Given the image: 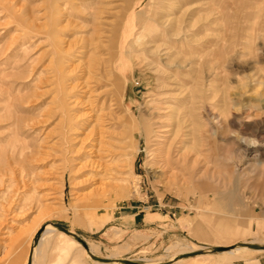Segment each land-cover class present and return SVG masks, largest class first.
I'll list each match as a JSON object with an SVG mask.
<instances>
[{
	"label": "rangeland",
	"instance_id": "rangeland-1",
	"mask_svg": "<svg viewBox=\"0 0 264 264\" xmlns=\"http://www.w3.org/2000/svg\"><path fill=\"white\" fill-rule=\"evenodd\" d=\"M133 1L125 20L121 53L114 62L116 75L108 77L113 84L107 87L105 79L98 88L109 99L113 109L110 119L115 125L116 117L137 120L145 114L156 86L153 73L141 66L129 47L141 33L139 16L158 0ZM177 1L186 2V7L195 5L197 19L208 13L209 3H219L210 18L216 21L222 39L231 36L233 40L238 30H246L237 35L240 39L233 40L240 45L225 58L228 75L223 87L221 82L216 84L220 90L218 108L226 112L218 134L213 136L209 131L204 136L206 160L219 170H229L234 178L226 180L222 188L209 184L215 189L203 192L201 202L200 194L190 189L194 180L187 186L168 185L164 178L154 176L157 165L144 133H131L126 138L128 150H136L131 166L124 157L118 161L123 176L130 177L128 193L112 194L103 201L91 198L93 182L87 179L93 173L91 167L83 165L87 149L70 144L75 143L72 138L78 133L69 111L74 94L70 86L74 82L72 51L65 50L62 61L60 47L69 48L76 21L87 25L84 12L90 11L95 0H0V264H25L37 231L52 222L78 233L101 257L157 264L203 250L210 255L198 259L188 256L176 264H264V250L222 252L238 241L264 243V208L250 198L247 177L238 175L250 162L241 138L254 137L247 130L245 116L254 106L264 112V95L253 94L248 78L252 65L264 70V37L259 30L264 23V1ZM207 23L201 20L199 25ZM259 89L263 93L264 85ZM85 106L82 114L86 112V118L91 109L88 103ZM97 107L93 104L92 108ZM227 149L232 154L225 157ZM257 182L259 193L264 192V179L258 177ZM199 184L207 186L203 181ZM216 189L225 190L226 195L220 198ZM130 205L142 209L136 221L132 216L124 217L138 210L129 209ZM222 218L225 221L218 220ZM230 221L236 229L231 234L226 226ZM218 222H223L222 226ZM68 244L59 231L47 234L41 247L35 248L36 264H99L84 254L81 246ZM216 246L222 250L214 251Z\"/></svg>",
	"mask_w": 264,
	"mask_h": 264
},
{
	"label": "bare ground",
	"instance_id": "bare-ground-1",
	"mask_svg": "<svg viewBox=\"0 0 264 264\" xmlns=\"http://www.w3.org/2000/svg\"><path fill=\"white\" fill-rule=\"evenodd\" d=\"M133 2V0H123L125 5H122L118 0L116 2L115 0H95L90 11L84 12V9H81V13L84 12L87 15L88 22L87 25L83 21L75 22V37L72 39L74 43L71 42L68 49L65 46L60 47V60L62 61L66 59L65 50L72 51V54L70 53L72 55L71 71L74 82L70 86L74 94L71 97L73 99H71L69 111L73 115V129L78 133L72 138L75 143L70 144L87 149L86 159H84L86 162L83 165L91 167V173H93L87 181L93 182L90 196L94 200L103 201L112 194L128 193L130 177L123 176L122 166L118 161H122L124 157L128 166H131L136 157V150H128L130 146L126 138H130L131 133L135 134L134 136L136 133H144L150 147L149 153L157 165L154 168V176L164 178L168 185H189L188 182L194 180L195 184L190 189L200 194V202L204 201L205 193L203 192L215 189L209 188V184L212 183L222 188L226 185V180L231 181L234 178L229 170H219L206 160L204 156L207 139L205 140L204 136L209 131L213 136L218 134V125L226 112L218 108L220 90L216 89V84L221 82L223 87L222 82L227 79L228 75L225 69L227 60L225 58L232 52V48L240 45L239 41L233 42V40L240 39L237 35H241V32H246V30H238L233 40L230 39L231 36L229 38L225 36L222 39L223 35L215 27L216 21L210 18L219 3H209L208 13L200 16L199 19L195 18L199 13L196 12V6L186 7L188 5L186 2L158 0L151 5L147 12L139 16L141 33L129 47L130 52L138 57L141 66H145L153 73L156 86H153L151 103L145 114L142 113L137 120H125L120 117L117 119L116 117L115 125L110 119L113 116V109L109 104V99L107 100L98 88L102 87L101 83L105 79L107 87L113 84V79L108 77L116 75L114 62L121 53L125 20L128 12L133 8ZM262 5L261 8H263ZM61 14L62 12L60 16ZM108 14L113 19L107 16ZM201 20L213 26H209L208 23L199 25ZM58 23L62 25L64 22L60 18ZM259 30L263 32L264 37V23ZM31 31H34V28ZM61 66V71L64 72V62ZM250 69L251 74L248 76L251 83L250 90H253L254 95H264V92L262 93L259 89L264 85V70L254 65ZM56 73L59 74L57 71ZM97 92L99 93L96 94ZM98 102L99 107H97ZM85 103H88L90 106L88 108L91 109L86 118L84 117L86 112L82 114V107ZM93 104L97 109L93 110ZM256 107L248 109L245 116V122L248 123L247 130L251 131L254 137L251 139L250 135L249 138H241L245 157L249 158L250 162L246 166V171L238 175L247 177L246 184L250 189V198L259 207L264 208V192L259 193V186H257L258 177L264 179V112L260 113ZM201 119L207 120V123L202 124ZM115 128L121 130L116 131ZM231 154L232 151L229 149L223 153L225 157ZM132 174L136 175V173ZM182 177L185 179H180ZM201 181L206 182L207 186L199 184ZM216 190L220 198L226 195L225 190ZM74 208H77V204ZM218 220L225 221L223 218ZM218 224L222 226L223 222H218ZM226 226L230 234L236 231L232 221ZM55 231L60 232L69 243L68 245L81 246L84 254L89 255L81 243L52 224L46 226L39 246L37 245L38 248L43 244L46 235ZM238 242L230 244L228 246L230 249L227 248L222 252L246 249L264 250V248H250ZM257 244L264 245V243ZM89 246L91 252L95 254L94 248ZM36 247L33 249L32 264H36L35 258L38 255ZM201 251L203 250L191 251L198 252L191 258L198 259L210 255ZM180 255H175V257ZM30 256L31 254L27 256L25 264ZM181 260L184 259L180 258L172 264ZM96 262L99 264H133L131 262Z\"/></svg>",
	"mask_w": 264,
	"mask_h": 264
},
{
	"label": "water",
	"instance_id": "water-1",
	"mask_svg": "<svg viewBox=\"0 0 264 264\" xmlns=\"http://www.w3.org/2000/svg\"><path fill=\"white\" fill-rule=\"evenodd\" d=\"M50 224H52L58 230L63 231L66 234H68V235L72 236L73 238H75L79 243L82 244V246L87 250L89 256L95 261L104 262V263H114V262H117V263H130L131 262L133 264H146V263H142V262H138V261H134V260H129V259H125V258L115 259V258H110V257L98 256V255L94 254L93 252H91L89 244L78 233L72 231L71 229H69V228H67V227H65V226H63V225H61L59 223L52 222ZM46 226H47V224H44L43 226H41V228L36 233L35 240H34V244L35 245L32 247L31 256L29 258L28 264H32L33 249H34V247H36L39 244L41 236L44 233V231L46 230ZM241 245H245V246H248L250 248H255V249L264 248V245H260V244H257V243H242ZM213 250L214 251H221L222 249H221V247L216 246V247L213 248ZM201 252H203V251H201ZM195 253H198V252H186L185 254H181L180 256H177V257H175L173 259H170V260L164 261V262H160V263H157V264H171L174 261L179 260L180 258H186L188 256H193V255H195Z\"/></svg>",
	"mask_w": 264,
	"mask_h": 264
},
{
	"label": "crops",
	"instance_id": "crops-1",
	"mask_svg": "<svg viewBox=\"0 0 264 264\" xmlns=\"http://www.w3.org/2000/svg\"><path fill=\"white\" fill-rule=\"evenodd\" d=\"M128 208L129 209H138V210L132 211L133 212L132 214L129 213V215H125L124 217H126V216L131 217L132 216V219L134 221H136V218H137L138 215L141 214L142 209L139 206H133V205H130Z\"/></svg>",
	"mask_w": 264,
	"mask_h": 264
}]
</instances>
